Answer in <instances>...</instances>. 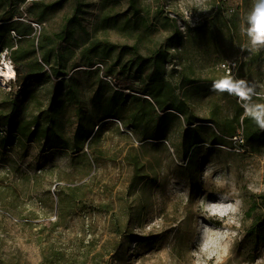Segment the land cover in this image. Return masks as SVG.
<instances>
[{
	"label": "rangeland",
	"instance_id": "1",
	"mask_svg": "<svg viewBox=\"0 0 264 264\" xmlns=\"http://www.w3.org/2000/svg\"><path fill=\"white\" fill-rule=\"evenodd\" d=\"M54 1L0 0V16L14 13L7 26L33 22L35 43L77 29L53 54L69 73L58 89L46 76L27 85L45 109L55 105L58 135L17 134L6 118L17 91L15 126L34 100L14 80L0 84V264H264L261 232L246 237L264 220V140L236 139L243 126L234 137L221 132L241 111L264 117L258 0H66L45 12ZM108 40L118 45L109 58L84 53ZM155 48L169 53L164 77L183 114L134 128L132 114L149 107L141 78L135 94L119 97L123 117L108 118L115 73Z\"/></svg>",
	"mask_w": 264,
	"mask_h": 264
},
{
	"label": "trees",
	"instance_id": "2",
	"mask_svg": "<svg viewBox=\"0 0 264 264\" xmlns=\"http://www.w3.org/2000/svg\"><path fill=\"white\" fill-rule=\"evenodd\" d=\"M6 2V0H1ZM66 0H57L51 3H47L43 6L44 11L54 10L60 7ZM134 0H132V3ZM42 14L38 15L37 20L42 18ZM14 13L12 11H7L5 14L0 16V54L4 51H9V56L14 62L16 69V85H22L25 93L29 95L34 100L33 112L31 116L21 120L18 126L13 123V117L18 111L19 99L22 93L17 91L16 98L13 100V110L9 116H7V122L12 124L14 130L20 136L27 139H34V137H40L42 139H48L52 136L58 135L57 129L58 124L56 123L55 114H53L55 105L48 106L47 109L44 108V101L41 99L38 93L32 92L30 88L27 87L33 82L36 75L40 77H49L53 80V85L55 90L58 89L60 85L61 78L67 76L69 73L64 69L61 70L56 64L57 62L52 61L53 54L58 51V44L64 40L74 39L77 29L65 27L62 31L56 32L54 34L43 35L41 40L35 43V40L30 38L32 31V21L30 24H23L21 19H16L12 24L6 25L5 22L13 20ZM16 32V36L12 35V32ZM24 42L28 43V46L24 45ZM118 45L111 41H93L88 47L85 48L84 53L91 54L92 51L98 52V56L109 58L112 51L116 50ZM42 49L44 53L41 57H37L38 51ZM121 53V52H120ZM169 53L167 50L162 48H155L150 54H142L139 52H134V55L130 58L134 63L133 66L123 67L118 72L115 73L114 86L116 91L111 96L108 102V108L106 111L107 117L122 118L121 106L119 102L120 95H125V92L135 94L132 90L134 87L135 79H143V87L140 89V96L144 99V103L148 105V108H143L141 111L134 112L131 117L134 128H139L143 123L155 124L156 126H166L169 118L173 115V111L183 114L185 107L181 104V101L175 96L172 91L169 93V84L164 77V66L169 61ZM95 60L90 59V65H94ZM47 65L51 66V72H47ZM150 66V70L146 73L144 77V69L146 66ZM134 70V71H132ZM60 81V82H59ZM13 82V81H12ZM135 90V89H134ZM166 90H168L166 92ZM66 92L73 95V98L79 96V91L76 89L74 84H71ZM12 93V92H11ZM149 95L153 101L145 97ZM35 109V110H34ZM37 111V113H34ZM82 111H79L80 119L79 125L76 131V137L79 138L80 134L84 131L83 116ZM233 122V121H232ZM232 122L225 123L229 126L222 127L221 132L227 136L234 137L237 135L236 130L243 126V136L245 140H251L255 138H261L264 140V117L254 111H249L245 113L241 111L239 115L236 116L234 122L237 125H233ZM192 124V123H191ZM103 124L98 126L96 134L101 131ZM14 131V132H15ZM90 134L91 141L96 137ZM253 209L247 212V216H251ZM260 233V239L264 241V220L250 228L247 234V239L253 238L255 234Z\"/></svg>",
	"mask_w": 264,
	"mask_h": 264
},
{
	"label": "bare ground",
	"instance_id": "3",
	"mask_svg": "<svg viewBox=\"0 0 264 264\" xmlns=\"http://www.w3.org/2000/svg\"><path fill=\"white\" fill-rule=\"evenodd\" d=\"M16 77V69L14 64L4 55L0 59V84L7 85L9 80Z\"/></svg>",
	"mask_w": 264,
	"mask_h": 264
},
{
	"label": "clouds",
	"instance_id": "4",
	"mask_svg": "<svg viewBox=\"0 0 264 264\" xmlns=\"http://www.w3.org/2000/svg\"><path fill=\"white\" fill-rule=\"evenodd\" d=\"M254 18H259V28L261 29V35L256 36L253 40V43L260 42L262 39H264V0H258L257 6L254 9L253 13Z\"/></svg>",
	"mask_w": 264,
	"mask_h": 264
},
{
	"label": "built area",
	"instance_id": "5",
	"mask_svg": "<svg viewBox=\"0 0 264 264\" xmlns=\"http://www.w3.org/2000/svg\"><path fill=\"white\" fill-rule=\"evenodd\" d=\"M34 25H35V28H36V29H38L39 27H41V25H39L38 23H34ZM8 54H9V51L6 50V51H4V52L2 53V56L5 55L6 57H8V56H9ZM9 61L12 62L11 59H9ZM12 63L14 64V62H12ZM223 66H226V64H224ZM14 67H15V65H14ZM15 79H16V78L14 77L13 80H15ZM9 81H11V80H9ZM4 128H5V129H3V130L6 131L7 126H5ZM235 138L238 139V140H241L242 142L245 141L243 134H242V135L239 134V135H237Z\"/></svg>",
	"mask_w": 264,
	"mask_h": 264
},
{
	"label": "snow or ice",
	"instance_id": "6",
	"mask_svg": "<svg viewBox=\"0 0 264 264\" xmlns=\"http://www.w3.org/2000/svg\"><path fill=\"white\" fill-rule=\"evenodd\" d=\"M218 87H220V88H226V87H228V84H227V82H224V83L218 85ZM239 94H240L241 96L244 95L243 93H239Z\"/></svg>",
	"mask_w": 264,
	"mask_h": 264
}]
</instances>
